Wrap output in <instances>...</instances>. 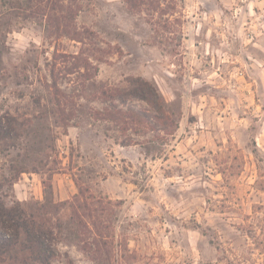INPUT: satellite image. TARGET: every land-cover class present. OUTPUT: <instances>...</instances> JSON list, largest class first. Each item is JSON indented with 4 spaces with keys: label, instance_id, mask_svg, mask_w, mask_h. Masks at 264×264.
<instances>
[{
    "label": "rangeland",
    "instance_id": "1",
    "mask_svg": "<svg viewBox=\"0 0 264 264\" xmlns=\"http://www.w3.org/2000/svg\"><path fill=\"white\" fill-rule=\"evenodd\" d=\"M135 77L175 127L121 133ZM0 127V200L51 202L50 264H264V0H0Z\"/></svg>",
    "mask_w": 264,
    "mask_h": 264
},
{
    "label": "trees",
    "instance_id": "2",
    "mask_svg": "<svg viewBox=\"0 0 264 264\" xmlns=\"http://www.w3.org/2000/svg\"><path fill=\"white\" fill-rule=\"evenodd\" d=\"M127 2L132 6L130 1ZM107 95L109 99H117L121 105H124L128 99H139L153 111V114H149L148 109L145 112H137L131 108L124 112L118 109L117 112L122 114L123 121V124L119 125L121 133L127 128L125 119H129L132 123H144V119L148 120L152 115L158 120V129L167 131L169 127L177 125L175 117L166 109V102L157 87L141 77L130 78L127 89L122 91L114 89ZM110 104L115 106L112 102ZM113 117L111 112L107 113V118ZM2 129L0 127V131ZM131 143L130 140H123L122 145ZM49 204L15 202L6 205L0 200V264H50L57 255V250L53 246L56 227ZM76 214L73 212L70 219L74 220ZM77 220H75L76 224ZM70 224L73 222L71 221Z\"/></svg>",
    "mask_w": 264,
    "mask_h": 264
}]
</instances>
